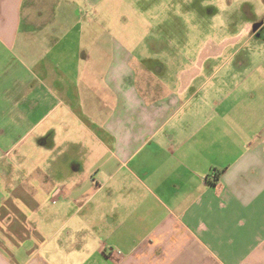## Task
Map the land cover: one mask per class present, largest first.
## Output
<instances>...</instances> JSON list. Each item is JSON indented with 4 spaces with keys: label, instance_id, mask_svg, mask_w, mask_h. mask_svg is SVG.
I'll return each instance as SVG.
<instances>
[{
    "label": "crops",
    "instance_id": "obj_1",
    "mask_svg": "<svg viewBox=\"0 0 264 264\" xmlns=\"http://www.w3.org/2000/svg\"><path fill=\"white\" fill-rule=\"evenodd\" d=\"M102 2L0 0V264H264L249 61L173 74L91 26Z\"/></svg>",
    "mask_w": 264,
    "mask_h": 264
},
{
    "label": "rangeland",
    "instance_id": "obj_2",
    "mask_svg": "<svg viewBox=\"0 0 264 264\" xmlns=\"http://www.w3.org/2000/svg\"><path fill=\"white\" fill-rule=\"evenodd\" d=\"M83 17L93 28L110 30L111 42L122 36L126 44L153 55L151 62L167 59L173 74L181 60L249 61L242 68L230 63L227 74L238 83L251 78L241 92L249 90V82H256L255 92H264V36L247 41L255 24L264 21V0H103L84 6ZM148 28L157 32L156 38L134 32Z\"/></svg>",
    "mask_w": 264,
    "mask_h": 264
},
{
    "label": "flooded vegetation",
    "instance_id": "obj_3",
    "mask_svg": "<svg viewBox=\"0 0 264 264\" xmlns=\"http://www.w3.org/2000/svg\"><path fill=\"white\" fill-rule=\"evenodd\" d=\"M252 33H254L256 36H264V21L258 24L256 23Z\"/></svg>",
    "mask_w": 264,
    "mask_h": 264
},
{
    "label": "built area",
    "instance_id": "obj_4",
    "mask_svg": "<svg viewBox=\"0 0 264 264\" xmlns=\"http://www.w3.org/2000/svg\"><path fill=\"white\" fill-rule=\"evenodd\" d=\"M118 252H120V251H118Z\"/></svg>",
    "mask_w": 264,
    "mask_h": 264
}]
</instances>
